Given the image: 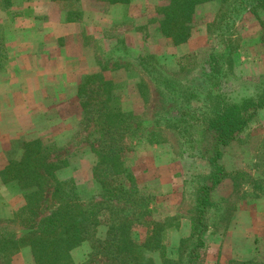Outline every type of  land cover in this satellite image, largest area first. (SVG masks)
Segmentation results:
<instances>
[{"label":"crops","instance_id":"0c3cea01","mask_svg":"<svg viewBox=\"0 0 264 264\" xmlns=\"http://www.w3.org/2000/svg\"><path fill=\"white\" fill-rule=\"evenodd\" d=\"M1 1L4 19L0 26V188L9 191L10 200L17 202L16 211L26 206L22 190L17 181L3 182L1 173L10 161L21 159L22 143L40 140L52 152L60 145L72 143L73 148L86 129L92 127L95 133V123L84 124L87 119L80 107L86 99L79 97L78 87L85 78L90 80L88 96L105 98L107 90L114 98L109 106L126 113L145 111L149 91L143 83L140 56L165 57L171 64L189 61L197 66L208 65L220 48V29L215 32L213 25L225 23L235 10V4L231 6L227 1L204 0L194 9L189 38L172 45L158 31L160 10L168 0H9L6 8ZM244 13V19L258 24V31L261 25L254 14L260 18L264 9ZM256 30L247 33V41L254 40ZM242 34L239 28L235 38H244ZM245 42L242 39V44L229 55L233 73L264 80V53L251 55L247 45L254 41L247 45ZM102 82L109 86L106 90L100 87ZM124 98L128 104H124ZM91 109L92 105L88 110ZM256 119L255 130L246 129L222 148L219 162L227 176L215 187L213 203L201 218L205 225L203 264L264 263V107ZM82 124L85 129L80 130ZM146 136L132 146L125 139L131 148L138 143L145 147L139 156L144 158L142 168L131 165L128 154L126 165L138 184L137 175L142 178L140 182L147 190L159 184L168 189L169 180L175 179V174H183L178 170L181 162L172 161L168 153L156 155L155 141L149 142ZM91 162L92 155L86 147L77 151L73 148L67 166H57L53 177L67 172L76 186V177L84 175L86 168L87 173H92ZM178 201L183 202L182 194L165 195L149 217L160 223L178 218V226L169 231L165 246L167 258L174 262L185 258L183 244H192L197 237L193 233V221L198 220L193 205L192 212L191 207L182 210L176 205Z\"/></svg>","mask_w":264,"mask_h":264},{"label":"trees","instance_id":"16d2710c","mask_svg":"<svg viewBox=\"0 0 264 264\" xmlns=\"http://www.w3.org/2000/svg\"><path fill=\"white\" fill-rule=\"evenodd\" d=\"M108 1L129 2V0ZM203 1L168 0L166 6L160 10L162 21L159 25V34L168 39L172 45L184 43L190 35L194 9ZM250 1L252 6L264 9V0ZM1 3L4 8L10 5L9 0H2ZM239 3H242V0ZM256 8H250L249 11L254 13ZM262 35V42H264V30ZM230 67L231 63L229 74H232ZM89 82L90 80L85 78L79 85L78 92L79 97L87 101L80 106L85 118L95 123L97 127L95 134H99L101 138V141L96 143V149L94 147L92 149L97 157L93 173L95 178L99 177L103 201L83 206L78 200L79 195L72 179L54 182L52 200L56 203L55 209L41 219L35 229L25 237L17 239L0 232V251L7 250V253L11 254L21 247L28 246L34 264H74L70 261V252L82 243L93 240L95 230L101 224L103 217V225L106 226L107 231L104 241L97 242L102 245L105 251L104 256L109 262H116L115 264H203L205 243L202 233L205 225L201 218L205 215L207 207L213 203L211 195L215 187L227 176L219 162L222 158V148L235 141L254 122L258 111L264 107V91L259 99L246 97L239 102H222L219 98L215 109L211 112L213 117L210 119L204 117L201 121L202 129L199 133L204 136V139L207 137L209 139L204 145V158L199 159L204 161L210 172L201 176L199 196L195 201L194 210L198 220L193 221V233L197 234V237L190 245L185 258L174 262L167 258L166 247L163 244L166 233L165 223L152 221L150 227H147L145 237L141 240L138 234L135 235L133 232L136 222L140 223L141 219L151 216L150 205L154 201V197L148 194L147 188L139 186L126 165L127 154L132 148L125 142L126 137L122 139L121 135L124 133L127 135L129 128L127 123L133 113L121 112L109 106V102L114 98L107 94L108 91L105 88L109 86L105 82H102L100 87H104L106 90L104 95L107 97L88 96L86 88ZM91 105L92 109L89 111L88 108ZM188 110L193 111L192 108ZM179 113L183 121L165 126L182 133L184 131L181 125L183 122L186 123L185 111H179ZM164 120L169 123L173 121L172 118ZM21 149V159L10 161L2 171L1 177L5 183L18 182L26 202L22 211L26 212L28 209L32 211L35 203L43 197L46 183L48 180H53L54 172L58 167L49 163L50 150L40 140L24 142ZM122 201L124 207L119 206ZM128 212L133 215L131 220L128 219ZM148 228H150L149 232ZM230 263L264 264L258 261ZM82 264H90V262L86 260Z\"/></svg>","mask_w":264,"mask_h":264},{"label":"rangeland","instance_id":"374dc122","mask_svg":"<svg viewBox=\"0 0 264 264\" xmlns=\"http://www.w3.org/2000/svg\"><path fill=\"white\" fill-rule=\"evenodd\" d=\"M223 1H227L231 6L235 4V10L234 12H230L229 19L225 23L222 22L220 26L217 23L213 25L216 28L215 32L220 29L218 31L219 33H217L219 36L217 46L220 48L215 53V58L208 65L197 66L189 61L186 63L178 62L171 64L167 62V58L165 57L160 59L150 57L146 59L145 56H140V66L143 70V78L145 80H143V83L146 85L145 89L149 91V96L146 99L148 105L145 111L141 110L133 113L132 118L127 123L129 126L128 131L126 130L127 135L124 133L125 136L121 135V138L124 139L126 137V141L132 146L138 138H145L147 135L146 137L155 141L156 147L154 149L156 155L168 153L172 161L181 162L178 170H181L183 173L182 175L175 174V179L169 180L168 184L171 186L168 189L167 187H163L162 189L160 186L163 184L153 186V188L148 187L150 188L148 189V194L154 197V201L150 205V208L152 207V210H150L151 216L153 215L154 206L160 203L159 201L165 195L169 194H176L179 197L182 194L183 202L178 201L176 204L180 209L182 208V210L188 211L187 209L191 207L192 212V205L195 209V201L199 196L201 176L205 173L207 175L210 172L204 161L199 159L200 157L204 158V145L208 143L209 138L204 139V136L199 131L202 129L201 121L204 117L207 119L213 117L211 112L215 109L216 101L220 98L219 101L222 102H239L242 98L246 97L259 99L263 94L264 80L252 79L246 75L236 76L233 73L234 64H231L232 74H229V64L231 63L229 62V55L242 44V39L246 41V45L249 41H254L253 45H247V49L250 50L251 55L260 56L264 53V42H262L264 19H261L264 18V15L259 18L256 13L254 14L261 25V28L257 31L258 24L255 25L254 20L251 23L249 20L243 18L245 17L244 12L249 13L250 8H256L252 6L250 0H242V3H239L240 0ZM258 9L260 8H256V10ZM3 19L4 16L0 13V26ZM251 26L254 29H251ZM239 28L244 38H235ZM253 30H256V34H258L252 38L254 40L247 41L250 39H247V33H253ZM256 41H259V43H256ZM250 48L256 49V51L253 52ZM2 61L3 56H0V65H2ZM124 102V104H128L125 98ZM189 108H192L193 111H189ZM179 111H185L184 120L186 123L183 122L181 125V129L184 131L182 133L165 126L183 121L180 118ZM167 118H172L173 121L170 123L169 121H165L164 119ZM88 120H86L87 123H84L87 126L90 124ZM84 124L81 125L80 130L85 129ZM257 127L258 122L255 119L249 125L248 130L253 131ZM93 131L94 129L92 127L86 129V134L85 132L81 134L82 138L79 141L81 143L77 141L73 143L75 151L79 149L83 150L86 147L87 151H90L92 155V173H87L89 171L86 168L84 175L76 177V180L79 179L78 185H76V191L79 195L78 200L83 206L101 203L103 201V191L98 182L99 177L96 176L95 178V174L93 173L96 161L93 159L94 154L91 151V146L95 148L96 143L100 142L101 138L99 134H95ZM141 141L143 143L144 140L142 139ZM71 144L60 145L57 147V151H50L49 163L59 167L67 165L69 153L73 149ZM80 146H83V148ZM251 146L253 150L255 144ZM256 146H258L257 143ZM142 147H144V144H135L131 152L128 153L129 163L131 165L138 164L141 168L143 167L141 164L144 158L139 157L143 155L142 151L145 149V147ZM68 179L73 178L67 172H64L61 175H57L53 180H48L43 197L35 203L32 211L28 209L26 212L22 211V208L16 211L17 207L15 208V205H17V202L10 200L11 196L7 194L9 191L1 190L0 188V232H4L6 235L17 239L28 235L35 229L38 222L48 216L56 207V203L52 200L54 182ZM141 179L137 175L140 187L144 185L141 184ZM123 205L124 202L122 201L119 206L124 207ZM126 207L125 209L128 210ZM127 216L129 220L133 218L130 212H128ZM151 216L150 218H152ZM160 217L161 214L160 216H156V218ZM141 220L140 223H135V229L133 231L135 235L138 234L140 240L145 237L147 227H150V223L152 222L149 218H143ZM163 223H165L166 229L163 244L166 246V243H169L167 239L169 231L177 228L178 218L167 219ZM106 231L107 228L103 225L102 217L101 224L95 230L96 233L93 240H88L73 249L70 252V261L74 264H82L86 260L90 264H115L116 262H109L105 258V251L102 245L97 242L104 241ZM149 231L150 228H148ZM190 245V243L183 244L182 251L185 250L187 252ZM155 258L157 260V255ZM0 264H34V262L30 248L24 246L16 252H11V254H8L7 250L0 251Z\"/></svg>","mask_w":264,"mask_h":264}]
</instances>
